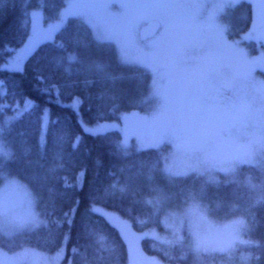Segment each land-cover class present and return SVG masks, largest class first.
I'll list each match as a JSON object with an SVG mask.
<instances>
[{
    "label": "trees",
    "instance_id": "obj_1",
    "mask_svg": "<svg viewBox=\"0 0 264 264\" xmlns=\"http://www.w3.org/2000/svg\"><path fill=\"white\" fill-rule=\"evenodd\" d=\"M63 5L64 0H28V3L25 0H0V46H15L25 33H30L32 9L40 7L44 19H49L55 17ZM246 5L247 0H244L243 5L238 3L224 13L231 35H239L251 28L246 20ZM69 35L79 44H73L67 49L61 48ZM248 43L251 51L256 52L257 42L251 40ZM69 53L75 55L77 60L69 61ZM7 57L3 47H0V65ZM81 60L105 64V71L117 79H101L99 74L83 71ZM37 68L42 70L49 84L57 86L64 104H69L76 97L80 98L82 104L76 115L67 108L57 106L56 90H53L51 97L38 92V88L43 85L37 84ZM152 77V72L142 65L123 62L115 44L110 40L98 41L89 24L77 16L68 17L55 32L53 39L36 49L26 75L17 74L13 77L7 72L0 74V80L5 81V91L0 90V105L11 104L13 99H19L20 97L13 95L18 92L30 97L41 107L49 108L51 121H55L57 117L61 119L59 124L49 123L43 145L35 113H26L12 122L13 131L9 139L17 141L18 149L31 147L32 152L27 158L34 163L25 167L10 162L8 171L30 186L37 196L39 211L49 221L47 227L42 226L29 232L25 243L46 252H55L58 247H65L63 264H129V244L123 236L117 234L120 221H127L132 232L153 227L161 232L166 231L162 221L163 211L177 207L180 202L193 200L191 193H195L194 199L205 202L207 210L214 217L228 219L242 215L249 227L247 242L240 244L232 254L225 251L205 253L206 264L208 260L227 264H244L247 260L248 264H264V255L257 244L264 234V202L260 201V193L248 185L249 180L260 183L261 172L257 168L251 166L247 171L244 170L250 175L247 180L242 181V176L239 180L235 178L227 181L221 177L210 181L201 175L191 174L170 177L164 171V151L167 150V144H164L166 148H135L127 145L125 155L118 147L124 141L122 130L110 129L99 137L85 136L81 132L77 123L78 116L82 115L84 121L93 122L98 108L105 115V120L101 122H119L127 114L146 111L152 103ZM86 80L92 83L86 84ZM112 94L117 95L116 101L110 99ZM113 103L119 105L114 113L111 111ZM13 114L12 111L5 113L6 116ZM61 129L69 133L62 140L57 135ZM21 132L25 135L18 136ZM79 136L83 137V143L79 142ZM21 140H26L27 144L21 145ZM57 152L64 153L66 168L60 170L55 179L45 182L42 178ZM85 170L86 177L82 187L65 186V178L68 184H72L73 178ZM129 178H132L130 191L123 195L117 193L109 201L117 210L115 218L111 220L115 228L99 217L91 216L87 222L98 233L91 234L85 228V219H82V214L89 206L90 192L116 181L123 185L129 182ZM2 183L0 180V185ZM49 188L52 190L49 191ZM159 195L164 197L160 204L147 202L155 200ZM73 201L79 204V213L75 216L74 223L57 227L54 221L60 219L70 206H74ZM257 222L261 225L258 229L255 227ZM50 233L55 237L54 240L50 238ZM65 233L69 235L66 240ZM163 241L153 236H143L136 240L137 251L132 257L135 264H140L139 251L156 255L165 264H202L201 261L205 260L204 257L194 256L185 240L183 248L170 247ZM113 242L118 246L109 252L105 244ZM73 248L78 250V254H73Z\"/></svg>",
    "mask_w": 264,
    "mask_h": 264
},
{
    "label": "snow or ice",
    "instance_id": "obj_2",
    "mask_svg": "<svg viewBox=\"0 0 264 264\" xmlns=\"http://www.w3.org/2000/svg\"><path fill=\"white\" fill-rule=\"evenodd\" d=\"M28 3V0H25ZM244 4V0H217L214 7L222 10L233 8L236 4ZM74 3L68 4V13L71 14L76 8L82 7ZM199 0H132L129 3H122L119 0H111V3L105 0H97L96 3L89 7L103 10L105 15L118 16L117 26L101 38L114 39L119 46L120 58L127 60V43L134 41L136 34L144 23L152 22L153 27L158 31L160 28L165 30L167 38L161 37L154 40L152 48L155 51L141 52L139 62L147 70L153 74L152 88L157 96L162 100L161 112L164 115V123L166 135L161 139H171L179 148L185 151L190 161L185 169L187 171H195L204 175L216 171L224 172L226 175L235 176L237 170L242 164L256 165L261 172V180L259 184L248 181L250 188L260 193V201L264 202V80H257L252 75L257 63L262 71H264V53H262L259 61L252 60L248 54L239 49L235 42L231 44L227 40V25H220L212 18L205 19L197 11L186 12L185 15L177 19L173 10L176 9H199L202 7ZM248 12L246 20L251 24L249 29L250 37L260 42L261 48L264 49V0H247ZM111 8L118 9H137L145 10L150 15L135 16L130 12L110 13ZM27 23V21H25ZM60 27L59 24L49 25L47 29L38 25L36 13L31 15V31L25 33L15 46L3 45L4 52L8 56L5 61V67L0 68V74L5 72L11 76L17 74L26 75L28 65L34 58V53L38 47L46 41L52 40L54 33ZM73 44H79L73 41L69 35L65 38L61 48L67 49ZM86 47V45H85ZM210 50L207 60H203L202 53L204 49ZM225 49H232V57L229 59L227 67L230 69L228 75H224L215 70L213 59L219 56ZM69 61L77 60L72 53L68 55ZM203 61L199 66H193L194 62ZM11 64V68L7 65ZM83 71L88 73H96L101 79L115 80L117 77L112 76L105 71L106 65L99 62L80 61ZM163 69V71H162ZM37 84L43 85L38 88V92L51 97L53 90H56V103L61 108H67L76 115L82 101L74 99L70 104H64L61 96L62 93L54 84H49L47 78L43 76L42 70H35ZM122 78V77H121ZM168 80L165 86L162 81ZM217 81H220L217 84ZM14 82V81H13ZM86 84L92 83L90 80L85 81ZM5 81L0 80V87L4 86ZM242 86V87H241ZM233 95L229 96L228 93ZM243 93V94H241ZM7 96V92L5 93ZM14 97L11 104L0 105V180L4 182V187L0 188V244L4 240L11 241L16 234L25 228L47 227L49 221L44 218V213L34 210L30 202L28 210L19 215L16 213L12 204L11 197L5 195L10 189L19 185V181L8 171V164L16 162L25 167L34 163L27 157L31 154V147L17 148V141L9 139L13 131L12 122L18 118H22L26 113L36 114L37 125L40 126L41 145L45 142V135L48 130L49 123H61L60 117L55 121L50 120L51 110L47 107H41L36 101L30 97L24 96L22 93H13ZM103 95V93L101 94ZM258 97L260 100V108L254 110L249 97ZM110 99L116 101V94H112ZM119 107L117 103H113L111 111L114 113ZM7 111H12L15 115L8 117L5 115ZM105 115L102 111L97 110L93 117V122L84 121L82 115L78 116L77 123L80 125L81 132L87 136L99 137L107 129L108 125L102 123ZM41 122L42 125H41ZM226 122L235 126L237 122L240 125L248 126L249 124H258L260 129L259 137H249L242 141L240 138H234V148L227 154L210 150L208 144L214 139L219 138L227 130ZM69 133L65 129H61L57 134L62 140ZM25 133H18V136H24ZM78 140L83 143V137L79 136ZM21 145L27 144L26 140L19 141ZM257 144L259 150L257 151ZM121 152L127 155V138L118 145ZM71 154H69V162ZM66 168L65 155L63 152H57L54 156L53 163L47 168L46 174L42 178L43 181L55 179L60 170ZM165 171L169 175H178L171 167L166 166ZM86 170L77 174L73 178V183L68 184L65 178V186L75 188L82 187ZM131 179L123 185L119 182H113L102 189H95L90 192L89 206L82 214L85 219V228L91 234H98L94 227H90L87 222L91 216H97L110 227L115 228L111 220L115 218L116 209L109 203L113 200L117 193L123 195L130 191ZM209 180L214 181V177L209 175ZM52 189L49 188V191ZM193 199L196 194L191 193ZM161 197L156 200L147 201L149 204L160 202ZM74 206H70L63 216L54 221L57 227L68 224L71 225L75 221V216L79 213V204L72 202ZM108 210V211H104ZM174 223L169 225L171 235L165 239L163 243L170 247L179 246L183 248L184 238L179 233L177 223H183V217L178 213H171ZM141 223H145L141 221ZM242 229L246 227L243 219L236 222ZM259 222L255 225L260 228ZM117 234L129 244V264H135L132 259L136 252L135 241L140 239L132 232L131 226L127 221H120V227ZM152 235L159 239L156 233H144V235ZM51 239H55L49 234ZM68 233L64 234V239H68ZM264 255V234L257 242ZM117 243L105 244L106 249L111 252L117 248ZM199 250V249H197ZM230 246L224 251L230 252ZM73 254H78V250L73 248ZM165 255H168L165 252ZM65 257V247H58L55 257L51 258L46 264H61ZM149 264H159V261L152 260ZM244 264H248L245 260Z\"/></svg>",
    "mask_w": 264,
    "mask_h": 264
},
{
    "label": "rangeland",
    "instance_id": "obj_3",
    "mask_svg": "<svg viewBox=\"0 0 264 264\" xmlns=\"http://www.w3.org/2000/svg\"><path fill=\"white\" fill-rule=\"evenodd\" d=\"M74 3L78 5H83L82 7L76 8L72 11L71 14L68 13V4ZM97 0H64V5L57 13V15L53 18L44 19L41 13V8L32 9V13L36 10V19L38 25L48 28L49 25L59 24L60 26L64 21L71 16H77L83 19L85 22L89 24L91 27L95 38L98 41L110 40L112 41L120 56L119 46L117 45L114 39H106L101 38L106 35L108 32L112 31L117 26L118 16L105 15L103 10L89 7V5L96 3ZM107 3H111V0H105ZM122 3H129L132 0H119ZM199 2L204 5L199 9H176L173 10L177 19L179 17L186 14V12L197 11L199 12L203 18L208 19L212 18L216 20L220 25H227V40L231 44L232 42L236 43V46L239 49L244 50L250 59L259 61L262 53H264V49L261 48L260 42L250 37L249 29L239 35H231L229 33V25L224 20V13L228 10H222L214 7L217 0H199ZM110 13H122V12H130L135 16H145L150 15V13L145 10H137V9H118L111 8L108 10ZM31 13V15H32ZM146 23L142 24L144 26ZM141 26V27H142ZM140 27V29H141ZM59 29V28H58ZM57 29V30H58ZM139 29V31H140ZM31 31V26H30ZM139 31L136 34L134 41H129L127 43V60L121 59L123 62L130 64H139V57L141 52H152L155 51L152 48V43L154 40H159L161 37L167 38V33L163 28L159 29L157 35L153 38H150L146 41H143L139 37ZM55 34V33H54ZM54 36V35H53ZM254 40L257 42V51L252 52L249 41ZM203 60H207L210 55V50L208 48L204 49V52L201 54ZM232 57V49H225L219 56L214 57L213 66L215 70L224 75H228L230 73V69L227 67L229 59ZM8 60V57L5 61ZM5 61L0 65V68L5 67ZM203 61L194 62L193 66H199ZM11 68V64L7 65ZM143 66V65H142ZM163 71V69H162ZM252 75L255 76L257 80H264V71L261 70L259 63L255 66ZM153 82V77H152ZM162 83L167 86L168 80L164 79ZM220 81H217L219 84ZM242 87V86H241ZM0 90L5 91V87H0ZM243 94V93H241ZM229 96H232L233 93L229 92ZM150 97L152 100L151 106L144 112H139L138 114H127L122 117L121 121H107L102 122L108 125L107 130L110 129H119L122 130L124 135V140L127 138V145H130L135 148H140L144 146H159L164 147V144H167V150L165 149L164 154V171L166 166L172 168V170L176 173H180L181 175H201L195 171H187L185 173V169L189 165L190 161L188 160L185 151L182 150L174 143L171 139H161L166 135L165 123H164V115L161 112L162 100L159 96H157L152 88L150 90ZM75 99H79L76 97ZM250 102L253 106L254 110H258L260 108V100L258 97H249ZM71 103V102H70ZM69 103V104H70ZM9 115L8 117L14 116ZM227 130L223 133V135L219 138H214L207 146L210 150L217 151L223 154H227L234 148L233 140L234 138H240V140L245 141L249 137H259L260 129L258 124H249L248 126H241L239 122L236 123L235 126L226 122ZM166 148V146L164 147ZM259 150V145L257 144V151ZM255 167L260 171L259 167L256 165L242 164L235 176L226 175L224 172L216 171L209 174L201 175L202 177H206L209 179V175L213 176L214 179L223 178L225 181L239 180V177L242 176V179H248L249 173L247 171L249 167ZM166 172V171H165ZM166 174L169 175L168 172ZM179 175V174H178ZM176 175H171L173 177ZM15 177V176H14ZM19 181V185L10 189L5 195L11 197L12 204L15 208V211L19 215H23L29 207L30 202L32 203L34 210L39 211L37 206V196L33 192V190L28 186L24 181L15 177ZM205 178V179H206ZM252 183L257 184L256 181ZM4 187V182L0 185V188ZM161 197L160 204L164 197ZM157 198V197H156ZM156 200V199H155ZM205 202L199 199H193L188 202H180L177 207H170L163 211L162 213V221L166 228V231H159L156 228H149L147 230L141 232H133L137 236H152V235H144V233L155 232L159 237V240H165L170 237L171 230L169 225L174 223V218L171 216V213L175 212L180 214L183 217V223H177L179 228L180 235L187 241L188 246L193 251L194 256H198L199 258H205V253L208 252H222L225 248H231L229 253H233L236 248L245 242L248 241L247 233L249 230L248 224L245 220V217L242 215H236L231 218L219 219L214 217L209 210ZM45 219H47L44 216ZM243 219L245 221L246 227L240 228L237 225V221ZM43 226V225H42ZM40 226V227H42ZM39 227V228H40ZM37 229V228H36ZM33 228H25L22 231L18 232L14 239L11 241L4 240L2 244H0V264H46L48 260L55 257V252H46L37 247L27 245L25 240L29 232L33 231ZM136 244V243H135ZM137 245V244H136ZM199 249V250H197ZM139 259L140 264H149L150 261L156 260L159 261V264H165L162 260L156 255H149L139 251ZM208 264H227V263H214L213 261L208 260ZM202 264H206L207 260L201 261ZM63 264V260L61 262ZM71 264V263H68Z\"/></svg>",
    "mask_w": 264,
    "mask_h": 264
},
{
    "label": "water",
    "instance_id": "obj_4",
    "mask_svg": "<svg viewBox=\"0 0 264 264\" xmlns=\"http://www.w3.org/2000/svg\"><path fill=\"white\" fill-rule=\"evenodd\" d=\"M157 32L158 31L153 27L152 22H149L141 27L139 31V36L141 39L145 40V39L153 37L154 35L157 34Z\"/></svg>",
    "mask_w": 264,
    "mask_h": 264
}]
</instances>
